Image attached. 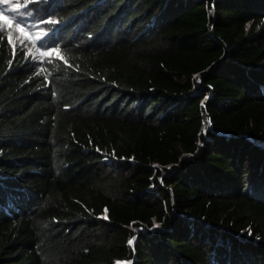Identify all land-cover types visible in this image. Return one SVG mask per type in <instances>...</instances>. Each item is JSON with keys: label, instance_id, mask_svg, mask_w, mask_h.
<instances>
[{"label": "trees", "instance_id": "trees-1", "mask_svg": "<svg viewBox=\"0 0 264 264\" xmlns=\"http://www.w3.org/2000/svg\"><path fill=\"white\" fill-rule=\"evenodd\" d=\"M19 1L0 264H264V0Z\"/></svg>", "mask_w": 264, "mask_h": 264}, {"label": "rangeland", "instance_id": "rangeland-1", "mask_svg": "<svg viewBox=\"0 0 264 264\" xmlns=\"http://www.w3.org/2000/svg\"><path fill=\"white\" fill-rule=\"evenodd\" d=\"M0 11L3 12L4 14H10L17 21L20 22L27 21L30 24L35 39L37 41H44L47 35L46 26L44 25L43 22H39L36 21L35 19H32L31 12L30 10L27 9L26 3L19 0H8V2L5 3L2 2V0H0ZM46 53L48 55L56 54L55 51L53 50H48ZM153 167L157 168L158 170L161 169L159 166L155 164L153 165ZM168 167L171 168L173 166L169 165ZM158 226H159V222L153 221L150 227L144 226L141 228V231L147 232V231L155 230L156 228H158ZM116 264H129V262L126 260H119L116 261Z\"/></svg>", "mask_w": 264, "mask_h": 264}, {"label": "snow or ice", "instance_id": "snow-or-ice-1", "mask_svg": "<svg viewBox=\"0 0 264 264\" xmlns=\"http://www.w3.org/2000/svg\"><path fill=\"white\" fill-rule=\"evenodd\" d=\"M2 2L7 3L8 0H2ZM3 15H4V13H3V12H0V17H3ZM16 27H17V28L20 27V22H19V21H17V23H16ZM131 242H132V241H129V243H131Z\"/></svg>", "mask_w": 264, "mask_h": 264}, {"label": "water", "instance_id": "water-1", "mask_svg": "<svg viewBox=\"0 0 264 264\" xmlns=\"http://www.w3.org/2000/svg\"><path fill=\"white\" fill-rule=\"evenodd\" d=\"M207 118H208V120L210 121V116H209V114H207ZM105 217H107V211L103 214Z\"/></svg>", "mask_w": 264, "mask_h": 264}]
</instances>
